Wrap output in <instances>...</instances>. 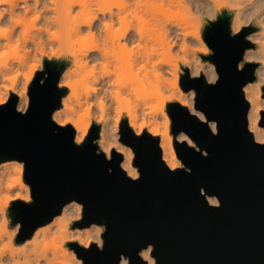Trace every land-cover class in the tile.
I'll list each match as a JSON object with an SVG mask.
<instances>
[{"label": "clouds", "instance_id": "9594fccd", "mask_svg": "<svg viewBox=\"0 0 264 264\" xmlns=\"http://www.w3.org/2000/svg\"><path fill=\"white\" fill-rule=\"evenodd\" d=\"M225 19L228 37H242L247 45L235 70L254 66L239 91L247 105L246 133L264 146V0H0V108L11 105L26 116L30 89L43 87L55 69L59 102L49 116L54 135L71 131L75 147L91 143L106 163L115 153L125 179L137 182L142 170L136 150L122 138L127 128L136 138L154 141L168 172L190 175L178 146L204 158L210 153L175 129L170 106L220 135V122L197 107V89L184 82L202 79L213 87L220 82L211 59L215 49L205 36ZM27 163L0 158V264H86L77 248L89 251L94 245L103 252L108 224H86V205L78 199L62 203L20 238L24 225L16 209L36 203ZM199 192L208 207L223 206L218 195L204 187ZM155 251L148 243L136 256L141 264H159ZM131 261L122 252L117 264Z\"/></svg>", "mask_w": 264, "mask_h": 264}, {"label": "water", "instance_id": "95a60500", "mask_svg": "<svg viewBox=\"0 0 264 264\" xmlns=\"http://www.w3.org/2000/svg\"><path fill=\"white\" fill-rule=\"evenodd\" d=\"M226 24L221 20L205 36L215 49L211 59L218 65L220 82L214 87L202 79L184 82L185 88L197 89V107L220 122V135L212 136L185 109L170 106L175 129L188 132L210 153L204 158L178 146L192 169L190 175L168 172L154 141L136 138L127 128L122 129V138L136 150L142 170L137 182L125 179L115 153L113 162L106 163L102 155H95L91 143L75 147L71 131L54 135L49 116L59 102L55 69H50L52 75L43 87L30 89L26 116L11 105L0 108V158L27 160L36 200L32 207L21 204L16 209V218L24 225L21 239L62 203L78 199L86 205V224H108L103 252L94 245L89 251L77 248L86 264H117L122 252L132 257L131 264H141L136 252L148 243L156 245L159 264H264V146L253 144L246 133L247 105L239 91L254 66L243 73L235 70L247 45L242 37L230 39ZM108 167L114 169L112 174ZM201 187L218 195L223 206L208 207Z\"/></svg>", "mask_w": 264, "mask_h": 264}]
</instances>
